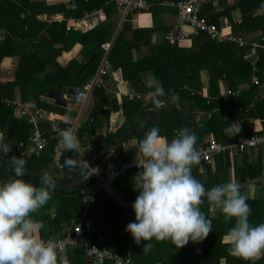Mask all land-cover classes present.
I'll return each mask as SVG.
<instances>
[{"label":"trees","instance_id":"obj_1","mask_svg":"<svg viewBox=\"0 0 264 264\" xmlns=\"http://www.w3.org/2000/svg\"><path fill=\"white\" fill-rule=\"evenodd\" d=\"M4 1L11 3L10 0H0V3ZM70 1L75 2V0ZM146 1L150 5L147 12L151 14L153 20L151 28L134 26L137 12L133 11L127 14L129 22L123 23V26L114 34L115 28L112 24L119 19L114 0L79 4L76 9L68 10L74 19H80L85 12L91 13L92 10L100 8L104 10L106 19L85 33L68 28L65 21L55 23L56 32L60 34L58 43L60 42L61 45V48L56 50L55 56L51 60L35 58L42 52V49L38 52L36 47L47 46L44 40L40 39L37 46L34 48L33 45L34 49L19 60L14 80L0 85V129H4L3 137L11 144L10 148L16 147L20 142L27 144L33 129L27 118L13 115L12 108L5 104L6 100L10 102L14 100L15 87H19L21 102L30 101L35 103L36 107L51 110L40 102V98L45 97L48 91H60L58 85L78 86L89 79L95 73L102 57L101 45L111 39L113 43L106 59L112 70H120L122 79L129 83L133 93L121 95L119 107L116 106V100H113L110 112L119 110L124 120L117 131L102 137L96 134L99 118L93 122L94 134H90V117L108 108L107 100L101 99V93L96 91L92 112L76 131L80 147L85 148L87 145L94 144L99 149L108 150L119 142L115 151L119 152V162H121L123 160L122 142L125 139H135L138 144V141L153 126L158 127L159 134L169 141L174 138L180 128H190L197 137L195 147H205L210 140L223 145L234 143L237 135L229 137L224 132L228 123L232 121L234 125L238 120L262 118L264 133V49H257L258 86L251 84L252 68L248 59V50L254 44L253 42L263 44L264 13L257 14L255 10L264 0H232L230 4L228 0H219L218 7L212 6L210 0H198L196 5L198 16L217 28L222 26V19H226L231 25L232 34L246 36L247 39L245 44L241 45L226 39L214 40L206 33L198 31L189 36L190 45L188 46H179L174 41L166 40V34L172 30L175 23L172 26L165 25L163 22H158L156 18V12L162 10L161 6L163 9L170 8L169 13L174 10L175 17L177 16L176 8L162 5L161 2L165 0ZM234 11L240 13L241 19L238 23L232 19L231 15ZM127 34L130 35L129 39L126 37ZM252 34L256 36L250 38L249 35ZM153 35L156 37L154 43L151 42ZM75 43L82 44L81 52L86 60L92 54H96V58L81 72L78 70L82 63L71 60L65 67H61L55 62L57 55L63 51H69ZM10 44L12 46V43ZM1 59L2 54H0ZM202 72L206 74L205 85L201 80ZM147 73L150 78L155 77L164 89L165 96L161 99L165 100V103L159 108L152 103L153 89L143 82V75ZM172 94L178 97L174 101L168 99ZM130 96L133 97L130 98ZM252 105L253 108H251ZM238 107L246 112L238 111ZM39 127L42 131L45 130L43 134L48 140V146L39 157L25 159V166L31 169H38L39 164L44 161L55 162L50 155L53 154L59 138L51 125L39 124ZM243 131L246 136L256 134L247 130L246 124L243 126ZM248 150L237 153L226 150L214 156L209 164L193 165L192 175L197 178L195 169L204 170L199 177L203 179L198 180L204 184L206 190L229 179L243 184L247 179L259 177L264 170V148H256V151ZM140 156L142 157L141 153ZM78 157L75 152L73 158L78 161ZM79 159L83 160L80 157ZM13 167L10 162L0 166V181L12 177ZM140 170V167L136 166L125 169L112 183L113 189L117 188L123 193L125 201H133L138 194L134 190L135 183L132 178ZM23 178L35 186H41L42 178L36 174L25 170ZM96 183L97 179H91L90 182L83 181L78 190L71 192L55 188L46 204L34 213H30L44 225L37 232L38 237L54 240L70 235L82 219L85 210L80 191L91 192L92 186ZM241 191L245 192L243 188ZM248 197L247 203L251 208L249 222L253 225L264 222V191L259 197L249 194ZM210 205L212 203L206 199L199 205L200 210L212 222V232L204 240L190 241L178 249L170 240L153 238L149 242L150 247L144 249L148 241L141 240L137 244L131 234L125 231L126 225L135 219L133 209L118 205L106 191L100 189L94 193V203L89 206L83 216L82 231L96 245L106 246L111 252L123 258H130L136 264H264V255L252 261L229 253V243H223V237L233 225L234 219H225L224 214L219 210L216 217H210ZM51 211L53 216L50 215ZM195 245H201L200 252H195ZM63 254L66 256L65 264H91L86 261L80 247L68 246Z\"/></svg>","mask_w":264,"mask_h":264},{"label":"clouds","instance_id":"obj_2","mask_svg":"<svg viewBox=\"0 0 264 264\" xmlns=\"http://www.w3.org/2000/svg\"><path fill=\"white\" fill-rule=\"evenodd\" d=\"M147 86L153 89L152 103L159 108L165 103L161 99L165 96L163 87L155 77L148 79ZM177 98L175 94L168 97L173 101ZM56 131L60 143L68 151H75L79 139L72 128ZM239 131L240 124L234 130L233 121L224 129L229 137ZM159 133L160 129L153 126L138 141L136 149L143 160L138 162L141 170L133 177L138 193L131 205L135 219L125 231L137 244L148 241L144 249L150 247L153 238L170 240L178 249L190 241H202L212 232L211 219L199 207L206 199L225 219H234L224 236L231 255L255 260L264 254V222H249V197L241 191V184L229 179L206 190L192 175V166L200 160L195 132L180 128L170 141ZM10 146L0 135V158L9 153ZM9 161L14 166L12 177L0 181V264H65L66 256L59 251L58 243L39 238L37 232L44 225L30 215L51 198L55 181L44 176L41 186H35L23 178V154L12 156ZM64 163L74 166L75 162L65 158Z\"/></svg>","mask_w":264,"mask_h":264},{"label":"crops","instance_id":"obj_3","mask_svg":"<svg viewBox=\"0 0 264 264\" xmlns=\"http://www.w3.org/2000/svg\"><path fill=\"white\" fill-rule=\"evenodd\" d=\"M92 1L102 2L104 0H75V2L70 1V0H10L11 3L5 2V1L0 3V54H2V59L0 60V85H4L14 80L16 70L19 64V60L23 58L24 56L28 55L29 51L33 50L37 46L40 39H43L45 45L47 46H44V48L37 46L36 48L38 52H41V49H42V52L41 54H38V56H36L35 58H40L41 60L42 59L51 60L55 56L56 50L61 48L60 42L58 43L60 34L59 32L58 33L56 32L57 30L54 26L55 23L65 21L66 26L68 28L71 27L75 31L85 33V32L92 30L93 28L101 24L102 22H104V20L106 19V14L102 8L92 10L91 13L85 12L83 17L80 19H74L71 13L68 12L69 9L71 10L76 9L77 5L79 4L84 5L89 2L91 3ZM163 2H161L162 5H164ZM228 3L229 4L232 3V0H228ZM161 8H162L161 11L158 10L156 12V18L158 22H163V24L165 25L172 26V24H174L176 21L174 10H171V12L169 13L168 10L170 8L163 9L162 6ZM231 16L235 23L240 22L241 17L238 11L232 12ZM115 19H116V16H115ZM118 20L119 19H117V21H115V23L112 24L115 28L114 34L123 26V23L129 22V19H127V16L124 18V21L120 25H119ZM134 24H132V26L134 25V26H137L138 28H151L153 25L151 14L149 12H137L134 18ZM221 25H222L221 29L223 30L224 34L230 35L234 39L233 41L240 39L243 41V44H245L247 37L232 34L231 25L226 19H222ZM183 31L186 33H189L190 36L193 33L191 28L187 26L183 27ZM253 36H256V34L249 35L250 38ZM126 37L129 39L130 35L127 34ZM155 40H156V37L155 35H153L151 42L154 43ZM112 41L113 40L111 39L110 41L104 42L101 45L103 49V54L99 61V64L97 66L95 73L89 79L81 83L84 86L85 82L90 81L97 74H99V70L105 71L104 75H100L102 84L99 87H95L92 90V92L90 93L87 99V102L84 105L85 107L83 108L81 112L77 111L75 101H69L65 107H62V106L56 105L52 99L47 97V95L45 97H41L40 102L50 107L51 110L36 107V104L30 101L21 102L20 97H19V87H15L14 89V100L12 102H10L9 100H6L5 104L8 107L12 108L13 115H19V110L21 108L20 106H24V107H27L28 111L33 116H35L39 124H49L51 125V127L57 126V127L64 128L73 123H76L77 130H78V128L81 125H83L86 119L90 116V113L92 112V109L94 106V101L96 100V96H95L96 91H99L101 93L100 94L101 99L104 98L107 100L106 103L108 105V108L103 109V110H107L109 112V117H108L107 127H106L104 115L102 114L97 115L96 118L97 119L99 118V119H98V124L96 128V134L97 136H102V137L105 135L113 134L115 131L119 129V127L121 126L124 120L123 115L119 110L110 112L111 107L113 106V100H116L115 102L116 106L119 107V97L121 95H124V96L131 95L133 92H132L131 87L129 86V83L122 79L120 70H116V71L112 70L106 59L108 52L110 50V47L113 43ZM10 43H12V46ZM253 43H255V41ZM107 44H108V47L106 46ZM33 45H34V48L32 47ZM188 45H190V40H185L184 42L179 44V46H188ZM142 49H144V47H142ZM81 50H82V44L75 43L69 51L67 52L63 51L60 53V55H57L55 57V62L61 67H65L71 60L77 63H82L83 65L90 57L86 60ZM149 78H150V75L148 73L144 74L142 78L143 82L147 83ZM201 80H202V83L205 85L206 83L205 72L201 73ZM69 86H76V85H69ZM53 91H57V90H53ZM60 91L64 92L63 89H61ZM101 111H98V112H101ZM262 121H263L262 118H256V122L254 123L252 127V129H254L255 132L257 133L263 132L262 130L263 122ZM0 131H1L0 135H4L3 134L4 129L3 130L0 129ZM43 132H45V130H43ZM118 146H119V142L113 148H110L108 150L98 148L99 153L96 157H98L100 154L106 151H108L109 154L102 162H100L99 166H95L92 170L86 173L83 176V178L80 180V183L83 181L90 182L91 179H95V180L97 179V181L100 180V178L102 176L104 177L106 174V172L103 169H107V166L109 164H112L119 170V168L123 165L128 164L129 165L128 168H130V167L138 165V162H142V157L140 156L139 151H137L136 149V147H138V144L135 139H127V140L125 139L122 142V148H123V158L122 159L123 160L121 162H119V152L117 153V151H115V148ZM249 150L256 151V149H249ZM67 151L68 150L65 149L62 155L65 154ZM74 153L75 151L73 152V154ZM89 159H87L86 161H88ZM59 160L60 159L55 160V162L53 161L50 162V163H53V165L55 166L57 170L55 172L48 171V173L57 178H62V179L69 178L59 168L58 166ZM77 160L78 161L75 160V165H76V168L80 170L86 167L89 163H91L93 159L91 161H88V163L85 165H84L83 160H80L79 157ZM44 162H41V163H44ZM195 172L197 176L196 179L202 180L203 178L200 179L199 177L202 174V172H204V170L201 168L200 169L198 168V169H195ZM263 174H264V170H263V173L259 177L254 178V179L260 178V179L253 185L247 182L244 183L246 184V186L242 188H243V191H245L247 195L249 194L254 197L261 196V194L264 191ZM118 175L119 173L115 175L113 181ZM132 180L135 183V180L133 178ZM247 180L251 181L253 179H247ZM112 183L110 186L111 192H108L104 189L103 190L106 191L111 196L112 200L116 202L118 205L122 207H131L132 202L135 200L136 197L131 202L125 201L123 198V193L119 192V189L117 188L113 189ZM98 190H100V188L93 189L91 191V193L93 194V199H94V193ZM65 192H69V191H65ZM209 208H210L209 209L210 217H216L219 209L216 208L214 204L210 205ZM50 215L53 216L52 211ZM82 219H83V215H82ZM82 219L80 220L81 222H82ZM223 243H228L227 241L224 240V237H223ZM201 248H202L201 245H195L194 247L195 252L197 253L200 252ZM263 255L264 254H261L259 258H261ZM259 258L252 260V261H256ZM221 262H223V260Z\"/></svg>","mask_w":264,"mask_h":264},{"label":"built area","instance_id":"obj_4","mask_svg":"<svg viewBox=\"0 0 264 264\" xmlns=\"http://www.w3.org/2000/svg\"><path fill=\"white\" fill-rule=\"evenodd\" d=\"M117 11L119 13V25L124 21V18L127 16L128 13L136 11V12H147L150 8V5L146 0H114ZM198 0H165L163 2L164 5L173 6L177 10L176 22L172 27V30L168 32L165 36L166 40L174 41L178 44H181L185 40H189V33L183 31V27L187 26L191 28L193 33H197L198 31L206 33L211 39L214 40H230L233 41L234 39L228 35L224 34L223 30L217 28L215 25L208 23L203 17L198 16L196 13V5ZM210 3L214 7L219 6V0H210ZM255 12L257 14L264 13V1L260 2L258 7L256 8ZM68 29V28H67ZM239 44H243V41L238 39L236 40ZM263 44H252L250 49L248 50V59L250 66L252 68V75H251V84L254 86L259 85V78L257 76V63L259 61V56L257 53L258 48L264 49V36L262 37ZM108 47V44L106 45ZM104 70H99V74H97L94 78L90 81L85 82L84 86L78 94L76 95L75 105L77 107V111L81 112L85 107V103L95 87H99L102 84L100 75H104ZM133 96H130L132 98ZM256 97V96H255ZM19 107V106H18ZM21 107V108H20ZM19 116L27 118L28 122L32 124V133L27 144L20 142L16 147L10 148L9 153L4 156V159L7 157L12 156H21L23 154L24 159H30L32 157H39L47 148L48 140L44 136L43 131L39 127L38 120L33 116L27 109V107L20 106ZM253 108V105L252 107ZM238 111L244 112L245 110L241 107L237 108ZM246 112V111H245ZM256 119L249 118L247 121L238 120L234 123L233 127L235 130V125L240 124V131L237 134V139L234 143L231 144H220L215 140H210L209 144L205 147L197 146V150L200 153V160L198 163H211L214 156L219 155L222 152L228 150L232 153L243 152L246 149H256V148H264V133H257L252 129ZM246 124L247 130H250L256 134L251 136H246L245 132L243 131V126ZM72 128L74 133L77 131L76 123H73L65 128ZM52 130L57 134L56 130H59L57 126H52ZM59 138V136L57 135ZM66 148L60 143V138L58 144L54 147L53 154L50 156L54 158V160H58L61 156L63 150ZM75 152L78 154L80 158L83 159L84 165L88 163V161L94 160L98 155V147L94 144L87 145L85 148L77 146ZM89 157L88 161L85 159ZM92 160V161H93ZM127 165H123L119 168V170L109 164L107 169H103L106 174L105 176L101 177L100 180L97 181L95 185L92 186L93 189H104L108 192H111L110 186L116 174L123 173ZM139 167L138 165H136ZM264 176V174H263ZM262 176V177H263ZM260 179V178H259ZM259 179L247 180V183L253 185ZM250 185V186H251ZM246 186V184H241V188ZM80 194L83 196L85 202V212L89 208V206L93 203V194L87 192L85 190H81ZM59 245V251L64 253V250L68 246H76L82 248L85 259L87 262L91 264H105L106 262H112L113 264H136L130 258H123L121 255L117 253L111 252L106 246H98L92 242L91 238L87 236L82 231V222L80 221L74 228L70 235L66 236L63 239H54ZM160 264V263H157Z\"/></svg>","mask_w":264,"mask_h":264},{"label":"water","instance_id":"obj_5","mask_svg":"<svg viewBox=\"0 0 264 264\" xmlns=\"http://www.w3.org/2000/svg\"><path fill=\"white\" fill-rule=\"evenodd\" d=\"M96 55L93 54L90 56V58L80 67L78 72H81L89 63H91L95 59ZM83 87V84H80L79 86H69V85H58V88L63 89V91H48L47 97L52 99L53 102L58 105L65 107L69 101H75L76 95L80 91V89ZM102 114L105 117V125L107 127V121L109 117V112L107 110H103L101 112H97L94 115H92L90 119V133L91 135L94 133L93 131V122L97 115ZM73 150L67 151L65 154H63L60 157L59 160V168L64 172L65 175H67L69 178L62 179L57 178L48 173V171L55 172L57 169L53 165V163L50 162H44L39 165V169H31L25 166L26 171L32 172L39 177H50L52 180L55 181V188L61 191H76L78 190L80 180L83 178V176L88 173L90 170H92L95 166H99L100 162H102L107 155L109 154L108 151L100 154L98 157H96L91 163H89L86 167L78 170L76 168V165L74 163V166H69L64 163L65 158H69L72 161L75 162L73 159ZM11 159V158H10ZM10 159H0V166L5 162H10Z\"/></svg>","mask_w":264,"mask_h":264},{"label":"rangeland","instance_id":"obj_6","mask_svg":"<svg viewBox=\"0 0 264 264\" xmlns=\"http://www.w3.org/2000/svg\"><path fill=\"white\" fill-rule=\"evenodd\" d=\"M73 103V102H72ZM63 174V173H62Z\"/></svg>","mask_w":264,"mask_h":264}]
</instances>
